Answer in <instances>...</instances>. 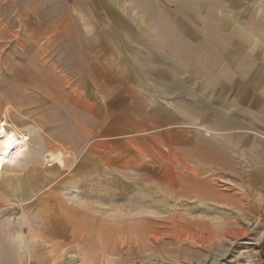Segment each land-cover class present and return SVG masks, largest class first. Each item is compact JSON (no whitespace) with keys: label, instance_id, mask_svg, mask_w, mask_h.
<instances>
[{"label":"rangeland","instance_id":"1","mask_svg":"<svg viewBox=\"0 0 264 264\" xmlns=\"http://www.w3.org/2000/svg\"><path fill=\"white\" fill-rule=\"evenodd\" d=\"M240 4L238 13L264 12V0ZM7 14L0 10V121L28 134L29 147L17 167L0 166V264H264V190L246 170L250 156L230 155L232 138L215 132V93H199V114L185 118L177 105L195 91L182 90L171 69L141 73L133 87L130 60L109 65L83 37L55 42L49 29ZM122 98L128 104L117 106ZM255 137L233 138L243 148ZM50 154L63 164L50 166ZM165 182L204 196L164 212L165 194L145 188ZM170 214L198 224L177 234L163 221ZM142 218L146 243L155 236L161 249L121 256L115 233L134 237ZM102 225L112 236L100 243Z\"/></svg>","mask_w":264,"mask_h":264},{"label":"crops","instance_id":"2","mask_svg":"<svg viewBox=\"0 0 264 264\" xmlns=\"http://www.w3.org/2000/svg\"><path fill=\"white\" fill-rule=\"evenodd\" d=\"M240 2L0 0V10L4 18L10 12L11 18L17 17L21 23L23 20L25 27L49 29L55 42L75 41L71 35L83 37L81 41L91 44L109 65L119 59L130 60L133 85L141 73L160 74L156 69L162 66L171 69L173 81H183L182 90L195 91V96L190 95L192 102L181 98L177 105L185 118L188 113L199 114L203 106L198 101L199 93H215L211 103L215 105V132L232 138L227 146L230 155L250 156L245 158L246 170L252 173L251 181L257 179L264 190V12L253 14L246 6L238 13ZM229 3L234 15L228 17ZM135 60H140V73ZM114 68L107 72L113 73ZM140 88L141 84H136L135 89ZM127 104L125 98L116 102L117 106ZM156 109L162 110L158 106ZM18 133L26 135L29 142L28 134ZM250 133L256 136L255 141L243 148V143H235V135L245 139ZM55 164L60 163L50 166Z\"/></svg>","mask_w":264,"mask_h":264},{"label":"bare ground","instance_id":"3","mask_svg":"<svg viewBox=\"0 0 264 264\" xmlns=\"http://www.w3.org/2000/svg\"><path fill=\"white\" fill-rule=\"evenodd\" d=\"M7 127H8V124L4 120H1L0 121V160L6 162L12 167H15L17 166V163L19 162V160L25 157L26 152L28 150L29 143H28V138L25 135L20 134L14 130H9ZM9 141H11V143H9ZM46 158H47V163H50V164H52L53 162H59L60 164L62 163V160L60 158H56L54 155L47 156ZM137 187L139 186H134V188L133 186H127L126 188L129 190L130 188L135 189ZM149 187L150 188H145V187L143 188L151 189V190H159L165 194L163 196L165 199H167L165 204L163 205L159 204V206L163 208L164 212L175 211L177 206L181 203L180 200L182 202L183 201L185 202L190 199H195V198L204 196L202 193L198 192L197 189H195L196 187L195 188L194 186L191 187L190 185L185 184V183L165 182V183H158L157 186H149ZM139 188H141V186ZM148 198L149 196H147L145 200H149ZM66 209L68 211L66 212L67 214H70L71 211H73L71 210L72 209L71 207H68ZM85 218L86 217H84L83 219ZM139 220L140 222L137 225L136 230H134V232H137L138 234L134 235V237H133V233L129 232L128 230L123 231V228L120 229L118 233H115L117 235L116 243L117 244L119 243L118 246H120L121 244V246L118 248V251L121 256H128L132 250H137L139 253H141L146 248H149L150 251H153V252L159 251L161 249L160 247L161 244L159 242L152 241V240H156L155 236H148L147 239L149 240V243L148 244L146 243L145 237L143 234L150 233L148 231L150 226L148 225V223H146L147 220L145 218H142ZM163 221L164 223L170 226L168 228L169 230H174L177 234L180 233V235H181V232L186 235L194 225L198 224L197 222L195 223V221L194 223L191 222L190 223L191 226L189 228L188 220H185L184 217L180 214H170L166 216ZM74 224H75L74 229L78 228L82 230L83 232L88 230L87 228L88 225L85 222H81V223L74 222ZM103 225H106V224H103ZM103 225L101 228H99L100 230H98V234H99L98 236L101 238L100 243L107 241L112 236L110 232L105 231V227H103ZM88 233L90 236V232ZM71 235H72V232H70V236ZM81 237L83 240H85L86 235L83 234L81 235ZM141 239L143 240V244H141ZM68 240L70 241L71 237L69 239L66 238L65 242H68ZM107 250L105 248V251Z\"/></svg>","mask_w":264,"mask_h":264},{"label":"snow or ice","instance_id":"4","mask_svg":"<svg viewBox=\"0 0 264 264\" xmlns=\"http://www.w3.org/2000/svg\"><path fill=\"white\" fill-rule=\"evenodd\" d=\"M9 143H11V141H9Z\"/></svg>","mask_w":264,"mask_h":264},{"label":"trees","instance_id":"5","mask_svg":"<svg viewBox=\"0 0 264 264\" xmlns=\"http://www.w3.org/2000/svg\"><path fill=\"white\" fill-rule=\"evenodd\" d=\"M264 258V257H263Z\"/></svg>","mask_w":264,"mask_h":264}]
</instances>
